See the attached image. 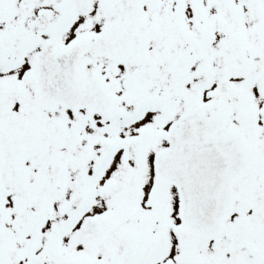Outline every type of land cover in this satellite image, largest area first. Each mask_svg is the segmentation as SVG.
I'll return each mask as SVG.
<instances>
[{
    "label": "snow or ice",
    "instance_id": "obj_1",
    "mask_svg": "<svg viewBox=\"0 0 264 264\" xmlns=\"http://www.w3.org/2000/svg\"><path fill=\"white\" fill-rule=\"evenodd\" d=\"M0 264H264V0H0Z\"/></svg>",
    "mask_w": 264,
    "mask_h": 264
}]
</instances>
